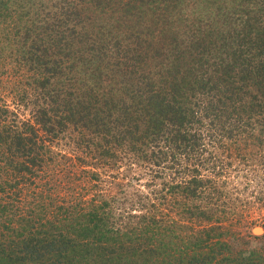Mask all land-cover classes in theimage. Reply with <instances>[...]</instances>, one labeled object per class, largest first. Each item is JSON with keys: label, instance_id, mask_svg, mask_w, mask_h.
Masks as SVG:
<instances>
[{"label": "trees", "instance_id": "trees-1", "mask_svg": "<svg viewBox=\"0 0 264 264\" xmlns=\"http://www.w3.org/2000/svg\"><path fill=\"white\" fill-rule=\"evenodd\" d=\"M24 2L33 107L0 113V264H264V242L223 225L220 186L233 161L264 165V0ZM100 167L124 170L99 190Z\"/></svg>", "mask_w": 264, "mask_h": 264}, {"label": "rangeland", "instance_id": "rangeland-1", "mask_svg": "<svg viewBox=\"0 0 264 264\" xmlns=\"http://www.w3.org/2000/svg\"><path fill=\"white\" fill-rule=\"evenodd\" d=\"M24 1L28 2V7H30L32 14L36 15L37 12H41L42 15L48 12L49 9H54L55 7H52L51 4L52 2L56 3L58 0H3L8 11L3 12L4 10H0V12L4 13L0 15V113H2L4 107L9 110L7 122H10L11 118L15 117L21 120H27L32 117L33 106L25 105L21 102L22 100L18 98L19 91L25 88L29 89L25 84L26 78L23 77V69H21V62L23 59L21 55V50L23 49L21 45L22 40L14 35L17 32V28H15L14 25L18 16L21 14V5L25 3ZM113 14H115V12L111 15ZM3 125L4 124L0 122V131H2ZM61 150H63V152L67 151H64V149ZM261 150L262 153H264V149L262 148ZM217 152L224 155L227 154L224 148H220L219 151L217 149ZM68 155L72 156L75 163L79 164L75 155L72 153ZM255 162L257 166H252L251 164L248 166L238 160H236V162L233 161L232 167L227 169L228 172L223 177V179L226 180H222L224 183L221 182L220 184L228 193L227 200L229 203V213L225 215L226 218L222 221L223 225L226 226L227 229L231 227L239 232L247 234L250 232L254 237L252 239L248 238L250 243L247 245H253V248H255L254 246L256 244L259 246L261 242H264V165L259 164L260 162L257 159ZM261 162L264 163V156ZM109 170V167H106L105 170H103L102 167L95 169L102 177L99 190L106 188L109 181L113 178L111 175L123 171L124 167H122L121 170H113L112 173ZM140 170L141 169L134 171V174L141 175L140 181H135L137 182V189L144 194H151V186L146 185L148 182H152L151 176L143 174ZM58 176L63 179L61 172L58 173ZM120 176L123 177L122 175ZM168 179L163 181L158 180L157 182L160 185L161 182L165 183L170 181V178ZM42 182V180L38 179V184H32L29 188H26L25 194L31 197L32 194L30 191L42 188V184H44ZM157 188H160V186ZM209 189L210 187H207L206 192L209 191ZM89 190L88 188L81 193L82 199L89 200L92 198L95 190H90V192ZM27 200L31 202L29 201L30 199ZM154 201L156 200L154 199ZM157 204H159V207L161 206L164 212L169 213L171 211L172 206H170L169 203H165V205H161V203ZM136 211L138 212L139 210ZM171 216L174 219H178L182 225L190 222L184 219L181 220V217H179L175 211L171 212Z\"/></svg>", "mask_w": 264, "mask_h": 264}]
</instances>
